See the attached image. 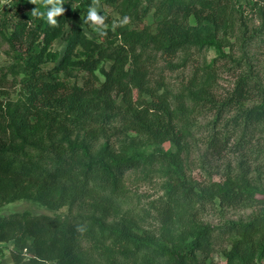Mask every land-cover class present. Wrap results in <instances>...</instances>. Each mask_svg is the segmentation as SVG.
Returning a JSON list of instances; mask_svg holds the SVG:
<instances>
[{
    "label": "trees",
    "instance_id": "1",
    "mask_svg": "<svg viewBox=\"0 0 264 264\" xmlns=\"http://www.w3.org/2000/svg\"><path fill=\"white\" fill-rule=\"evenodd\" d=\"M77 1L80 4L73 7L69 0H60L65 11L56 17V25L49 24L46 16L32 14L42 0H16L2 21L0 35L9 43L14 66L24 77L21 99L0 103V199L34 198L51 211L90 206L105 216L122 204L121 183L127 172L146 163H160L167 168L168 181L164 196L153 208L163 225L174 224L184 208L197 215L194 205L198 203L218 200L224 208L256 209L249 221H232L220 229L232 240L236 238L226 252L228 264H264V184L258 189L242 173L243 165L240 173L229 170L223 182L209 189L189 181L177 152L121 159L112 155L110 147L109 126L115 121L154 142L182 147L185 136L176 115L180 121L185 119L183 98L177 97L178 107L171 110L166 100L144 84L150 47L167 62L181 53L187 55L193 47L199 52L215 48L225 56L219 38L223 30L235 27L232 0H103L129 22H142L154 9L159 20L154 33L129 29V23L112 31L113 22L104 15L109 28L105 36L95 32L98 40L84 30L93 31L90 22L85 23L92 0ZM255 37L254 32L250 38ZM60 39L67 45L63 56L53 51ZM101 63L111 64L108 71L102 69L103 83L96 76ZM128 64L133 66L131 76ZM76 69L84 75L71 87ZM133 85L151 101L134 102ZM114 92L122 96L123 105L112 99ZM255 101L258 104L247 105ZM233 111L223 123L225 114ZM219 124L226 131L220 139L225 145L231 141L232 129L241 130V144H247L251 134H264V82L252 70L238 76L232 93L223 100L214 127ZM101 139L106 140L105 146L95 154ZM214 142L220 141L216 138ZM138 216L127 211L113 226L83 214L65 219L59 215L0 216V243L14 241L13 264H99L91 253L98 248L111 255L108 264H123L124 260V264H198L197 253L209 250L216 229L209 224L186 228L171 245L157 244L138 231L139 223L134 220ZM83 237L94 247H82ZM0 264L5 263L0 260Z\"/></svg>",
    "mask_w": 264,
    "mask_h": 264
},
{
    "label": "rangeland",
    "instance_id": "2",
    "mask_svg": "<svg viewBox=\"0 0 264 264\" xmlns=\"http://www.w3.org/2000/svg\"><path fill=\"white\" fill-rule=\"evenodd\" d=\"M16 0H0V28L7 13H11V7ZM75 7L80 4L77 0H69ZM99 12L108 15L112 22L120 18L117 11L106 5L103 0H96ZM93 4V0H92ZM232 7L236 11V23L233 29L223 30L219 40L225 56H221L215 48H205L198 51L191 48L187 55L181 53L171 62H167L153 47L151 60L144 80L145 87L155 92L160 100H166L171 110L178 107L176 98L182 97L186 109L185 119L176 122L184 133L185 141L181 148L171 143H158L140 136L131 131L123 123L115 121L109 126L111 153L116 158L126 159L131 156L149 155L158 151L171 150L177 152L179 162L189 181H194L200 187L213 186L223 182L229 174L240 173V166L249 179L255 181L258 189L264 184V134L256 132L247 137V144L240 143L241 130L232 129L231 141L225 145L221 142L225 129L221 124L214 127V119L224 99L232 93L238 76L252 70L264 82V0H232ZM155 10V9H154ZM152 10L142 22L134 20L129 22V29H149L156 31L158 20ZM194 25V19H190ZM84 30L92 39L98 40L94 31L87 27ZM255 38H250L253 33ZM263 32L262 34H259ZM6 33H9L6 31ZM99 43L101 41L99 40ZM119 43H123L119 39ZM66 42L60 39L53 46V51H58L61 56L66 51ZM81 51H84L81 49ZM13 52L9 43L0 35V103L19 101L21 95V82L24 75L15 67ZM81 56H78V58ZM239 62L241 64L239 65ZM96 71L97 81L105 82L106 78L102 69L108 71L111 64L101 63ZM127 71L130 76L133 66L129 64ZM76 78L69 82L72 87L78 78L83 76L82 70H74ZM94 81V79H93ZM96 82V81H94ZM97 83V82H96ZM158 85H163L157 89ZM132 100L137 104L150 102L151 98L137 85L131 86ZM112 99L118 105H123L122 96L113 93ZM258 101L247 103L251 106ZM226 113L223 123L234 115ZM184 127V128H183ZM251 137V138H250ZM219 143H215V139ZM106 140L101 139L94 147V153L102 152ZM167 168L160 163H146L127 172L122 178L121 193L123 202L111 214L102 215L91 209L90 206L76 205L70 211L68 207L59 211H51L34 198H25L15 201H3L0 199V216L39 217L42 215H59L63 219L71 215L83 214L86 217L103 219L107 226L118 223L119 218L130 211L138 217L134 218L139 223L138 231L146 235L157 244L171 245L178 233L186 228L199 225H212L214 230L210 241L209 250L205 253L198 252V264H228L226 252L233 247L236 238H229L220 228L232 221L247 222L253 216L256 209L224 208L218 200L213 203L195 204L197 215H191L187 208L179 212L176 222L165 226L158 217V212L153 208L155 203L164 196L167 185ZM195 216V217H193ZM192 218H196L195 221ZM139 219V220H138ZM174 235V236H173ZM85 249L93 248V242L88 237L81 240ZM14 241L0 243V260L5 264H13L12 253L15 249ZM99 264H108L111 255L103 253L98 248L94 252ZM141 261L138 260V263ZM123 263V260H121ZM125 263V260H124ZM123 263V264H124ZM264 263V260L263 262ZM56 264V263H53ZM126 264H133L126 261ZM137 264V262H136Z\"/></svg>",
    "mask_w": 264,
    "mask_h": 264
},
{
    "label": "clouds",
    "instance_id": "3",
    "mask_svg": "<svg viewBox=\"0 0 264 264\" xmlns=\"http://www.w3.org/2000/svg\"><path fill=\"white\" fill-rule=\"evenodd\" d=\"M52 5L51 8H48V5ZM46 11H42L41 9ZM65 9L61 6L60 0H42L41 7L35 8L32 11L34 16H46L47 22L51 25H56V17L64 13ZM106 17L99 12V5L96 3V0H93V4L88 7L87 16L85 23L90 22V27L94 32L99 33L101 36L107 35L106 29L109 28V25L105 24ZM129 23V18L127 16L122 19L117 18L111 24V30L115 31L117 27H123ZM83 231V229H81Z\"/></svg>",
    "mask_w": 264,
    "mask_h": 264
}]
</instances>
